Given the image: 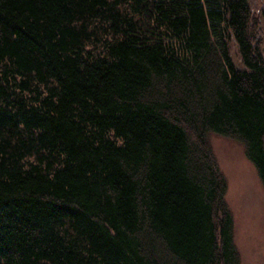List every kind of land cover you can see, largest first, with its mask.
<instances>
[{"label":"trees","instance_id":"obj_1","mask_svg":"<svg viewBox=\"0 0 264 264\" xmlns=\"http://www.w3.org/2000/svg\"><path fill=\"white\" fill-rule=\"evenodd\" d=\"M250 2L0 0V264H241L209 135L264 186Z\"/></svg>","mask_w":264,"mask_h":264},{"label":"rangeland","instance_id":"obj_2","mask_svg":"<svg viewBox=\"0 0 264 264\" xmlns=\"http://www.w3.org/2000/svg\"><path fill=\"white\" fill-rule=\"evenodd\" d=\"M264 0H251L256 17L255 35L264 56ZM209 142L227 180L226 201L234 217V241L241 264H264V186L244 145L211 133Z\"/></svg>","mask_w":264,"mask_h":264},{"label":"bare ground","instance_id":"obj_3","mask_svg":"<svg viewBox=\"0 0 264 264\" xmlns=\"http://www.w3.org/2000/svg\"><path fill=\"white\" fill-rule=\"evenodd\" d=\"M234 52V51H233Z\"/></svg>","mask_w":264,"mask_h":264}]
</instances>
